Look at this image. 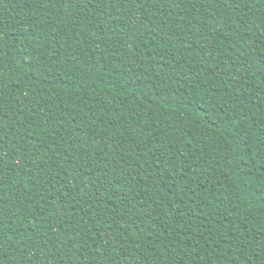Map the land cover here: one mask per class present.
<instances>
[{"label": "trees", "instance_id": "16d2710c", "mask_svg": "<svg viewBox=\"0 0 264 264\" xmlns=\"http://www.w3.org/2000/svg\"><path fill=\"white\" fill-rule=\"evenodd\" d=\"M0 264H264V0H0Z\"/></svg>", "mask_w": 264, "mask_h": 264}]
</instances>
